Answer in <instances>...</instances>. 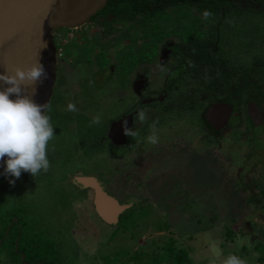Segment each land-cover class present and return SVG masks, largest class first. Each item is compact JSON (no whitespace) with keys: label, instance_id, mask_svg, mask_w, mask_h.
<instances>
[{"label":"flooded vegetation","instance_id":"1","mask_svg":"<svg viewBox=\"0 0 264 264\" xmlns=\"http://www.w3.org/2000/svg\"><path fill=\"white\" fill-rule=\"evenodd\" d=\"M168 2L165 13L146 19L137 15L130 23L119 22L110 12L99 14L105 6L84 26L67 34H71L66 42L70 41L72 54L64 72L59 64L56 68L49 117L50 122L59 121L67 131L74 132L72 147L52 146L47 172L35 177L22 172L18 179L27 186L29 177L35 184L31 192L37 193V185L43 181L49 188L58 187L55 173L65 169L58 172L60 185L70 193L67 201L72 206L71 215L80 217L70 229L74 236L77 228L85 233L87 229L94 230L95 221L116 230L120 217L128 210L152 207L139 199L142 195L133 187L131 197L124 200L110 190L113 179L123 177L125 164L133 171L127 180L136 184L144 157L153 165L149 168L153 178L158 167H164L162 177L157 179L163 183L167 177L174 182L172 189H166L169 184L162 189L163 194L168 192L163 195L167 200L172 198L170 194L177 193L178 182L185 187V168L196 162L208 165L202 160L205 159L220 165L228 177L237 180L236 187L245 195L249 214L256 210L263 213L264 0ZM235 2L244 14L235 13ZM205 10L211 13L207 19L202 16ZM95 27L94 32L89 29ZM91 33H95L94 39ZM58 37L61 40L60 34ZM109 39L119 45L113 64L105 43ZM217 58L228 62L222 88L218 77L209 70ZM88 88L97 101L106 100L117 110L107 119L98 138L86 136L76 120L83 118L92 123L90 110L80 101ZM102 90L104 94L97 93ZM69 104L73 110L68 109ZM141 109L146 117L143 122L135 114L131 123L111 134L113 123ZM125 128L136 134L125 135ZM152 130L158 136L155 145L144 140ZM56 131L58 135L59 129ZM93 151L103 153L107 161L97 169L85 170L90 164L87 155ZM91 177L120 205L130 206L117 224L109 225L99 217L93 204L94 191L78 182V178ZM161 208L170 210L175 206L168 203ZM26 209L20 205L4 211L0 220V264H62L56 246L43 237L45 223L38 224L27 216Z\"/></svg>","mask_w":264,"mask_h":264},{"label":"rangeland","instance_id":"2","mask_svg":"<svg viewBox=\"0 0 264 264\" xmlns=\"http://www.w3.org/2000/svg\"><path fill=\"white\" fill-rule=\"evenodd\" d=\"M89 29L93 32L97 30L96 27ZM69 30L71 29L63 28L54 33L58 64L61 69L63 68V72L72 54L70 41L66 42V38L71 35L67 36ZM94 35L95 33H91L92 37ZM105 43L108 47V57L113 64L116 62L119 45L111 39ZM61 48L63 51H58ZM60 54H63L62 58ZM90 91L92 90L88 88V94L81 96V105L89 109L93 117L99 115L100 122L89 123L83 118L76 120L86 136L98 138L104 132L103 127L107 119L116 115L117 110L115 105L109 106L106 100L97 101L96 95L91 94ZM97 93L104 94V91ZM51 123L55 136L49 142L47 153L52 146L71 148L74 132L67 131L59 121H51ZM57 129L61 132L58 135ZM87 156L90 164L85 170L94 167L97 169L107 161V157L101 152L93 151ZM48 160L51 163L52 157L49 153ZM202 160L208 165L196 162L185 168L187 169L185 187L181 188L182 184L178 182L175 185L177 193L170 194L172 197L170 200L163 197L168 192L163 194L162 189H165L167 184L171 186L166 189H172L174 182L167 180V177H164L166 182L163 183L157 179L162 177L164 167H158L157 176L153 178L149 170L153 165L149 163L147 157H144L140 160L135 177L138 182L132 185L127 177L132 175L133 171L126 164L123 165V177L119 178L120 180L114 178L110 190L124 200L126 197H131L130 188L133 187L139 195H142L139 199L144 200V203L152 204V207L135 209L127 227L116 233L113 232L115 229L95 221L94 230L87 229L85 233L77 228V234L74 236V230L70 229L80 217L71 215L72 206H69L67 201L70 193L64 191L60 185L61 176L58 172L65 171L61 168L55 173L58 177L54 179L58 187L49 188L45 184L47 182L43 181L37 185V193L31 192L35 184L29 177L26 178L29 182L27 186L21 185L20 179H16L12 185L7 184L6 179L0 180V220L5 216L4 211L13 210L20 205L26 206L27 216L37 223H45L46 230L42 233L43 237L56 246L62 264H120L135 253H143L144 257H153L154 254L162 255L163 247L170 240H173L177 247L188 250L193 264H221L223 258L229 254L238 255L246 261V264H256L258 254L253 250V245L256 241H264L261 234V230L264 229L262 212L256 210L252 215L249 214L245 207V195L240 194L236 187L237 180L233 176L228 177L220 165ZM182 189L189 192L186 193ZM168 203L175 208L170 210L161 208ZM228 232L231 233V237Z\"/></svg>","mask_w":264,"mask_h":264},{"label":"water","instance_id":"3","mask_svg":"<svg viewBox=\"0 0 264 264\" xmlns=\"http://www.w3.org/2000/svg\"><path fill=\"white\" fill-rule=\"evenodd\" d=\"M107 2L108 0H0V74H12L17 68L24 69L39 62L46 78L42 76L34 86L23 90L22 94L26 93L37 104L49 105L58 64L54 33L59 29H74L86 24ZM6 87L7 85L0 83V90ZM138 110L113 123L111 134L131 123ZM3 168L4 162L0 159V172ZM78 182L84 188L94 191L95 210L107 224H117L119 216L130 208L128 205H120L115 198L109 196L96 178H78Z\"/></svg>","mask_w":264,"mask_h":264},{"label":"clouds","instance_id":"4","mask_svg":"<svg viewBox=\"0 0 264 264\" xmlns=\"http://www.w3.org/2000/svg\"><path fill=\"white\" fill-rule=\"evenodd\" d=\"M207 19L211 13L202 12ZM45 76L43 67L35 62L27 68H17L12 74H0V83L7 87L0 90V159H3L4 168L0 172L9 185L21 176L22 172L32 177L49 169L48 145L54 138V127L48 115V104H37L22 91L36 84ZM33 94L35 88H32ZM10 96L15 97L14 99ZM73 110V105H68ZM145 113L141 109L136 116L140 122L145 120ZM100 116H94L92 123H99ZM124 134L134 136L136 133L127 128ZM151 145L158 143L155 130L144 138ZM6 158V159H5ZM11 176L13 179H8ZM221 264H246V261L235 254L223 258Z\"/></svg>","mask_w":264,"mask_h":264},{"label":"trees","instance_id":"5","mask_svg":"<svg viewBox=\"0 0 264 264\" xmlns=\"http://www.w3.org/2000/svg\"><path fill=\"white\" fill-rule=\"evenodd\" d=\"M170 0H108L106 7L99 12V14H105L106 12L112 13L114 16L116 15L119 22L130 23L132 20L136 18L137 15L141 16V19L149 18L150 16H157L165 13L168 8V2ZM172 3V2H171ZM236 14H244L243 10H238L237 2L234 3ZM218 61L213 66L209 67L211 75L213 77H218V82L221 86L222 74L227 73L228 71V62L226 60L217 58ZM214 74V75H213ZM235 76L237 75L236 70H234ZM53 101L49 106L48 115L50 111L53 109ZM3 172V170L1 171ZM9 178V177H8ZM4 179L3 176H0V180ZM263 218H264V209H263ZM134 215V209L128 210L125 214L120 217L119 224L113 232L116 233L122 228H126L131 218ZM231 233L228 232V235ZM261 234L264 238V229L261 230ZM253 250L258 254L256 259V264H264V242L256 241L253 245ZM122 264H193L189 252L186 248L177 247L173 240L168 241L166 245L163 247V254H154L153 257H144L143 253H135L125 259Z\"/></svg>","mask_w":264,"mask_h":264},{"label":"built area","instance_id":"6","mask_svg":"<svg viewBox=\"0 0 264 264\" xmlns=\"http://www.w3.org/2000/svg\"><path fill=\"white\" fill-rule=\"evenodd\" d=\"M58 51H60V50H58Z\"/></svg>","mask_w":264,"mask_h":264}]
</instances>
